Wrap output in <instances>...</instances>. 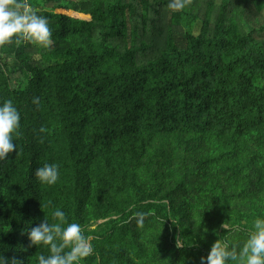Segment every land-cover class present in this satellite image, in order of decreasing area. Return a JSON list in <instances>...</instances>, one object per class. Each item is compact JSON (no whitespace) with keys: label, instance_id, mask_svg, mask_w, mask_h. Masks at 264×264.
<instances>
[{"label":"trees","instance_id":"obj_1","mask_svg":"<svg viewBox=\"0 0 264 264\" xmlns=\"http://www.w3.org/2000/svg\"><path fill=\"white\" fill-rule=\"evenodd\" d=\"M169 2L28 0L53 44L0 47L21 115L0 160L9 264L49 254L29 233L56 208L90 239L81 264H201L264 218V0Z\"/></svg>","mask_w":264,"mask_h":264},{"label":"clouds","instance_id":"obj_2","mask_svg":"<svg viewBox=\"0 0 264 264\" xmlns=\"http://www.w3.org/2000/svg\"><path fill=\"white\" fill-rule=\"evenodd\" d=\"M187 3L188 0H170L168 8L179 11ZM22 43L50 48L53 37L48 19L32 10L28 0H0V47ZM33 103L38 104L39 98H34ZM20 121V112L12 100L0 103V160H5L16 149L13 140L19 135ZM35 177L40 184L55 185L59 180V166L44 164L36 169ZM137 215L141 217L137 223L142 225L143 214ZM51 216L52 222L46 215L44 221L29 233L32 245L45 246L49 252L39 256L38 264H81L93 254L90 239L83 234L79 223H69L60 208H56ZM223 227L231 231L228 224ZM0 264H9V261L0 255ZM11 264L19 262L12 261ZM201 264H264V218L254 220L248 238L238 252L228 240L219 239L209 255L201 258Z\"/></svg>","mask_w":264,"mask_h":264},{"label":"water","instance_id":"obj_3","mask_svg":"<svg viewBox=\"0 0 264 264\" xmlns=\"http://www.w3.org/2000/svg\"><path fill=\"white\" fill-rule=\"evenodd\" d=\"M103 222H104V221H99V222H98V225H99V224H102ZM93 228L95 229L96 227H93Z\"/></svg>","mask_w":264,"mask_h":264},{"label":"rangeland","instance_id":"obj_4","mask_svg":"<svg viewBox=\"0 0 264 264\" xmlns=\"http://www.w3.org/2000/svg\"><path fill=\"white\" fill-rule=\"evenodd\" d=\"M72 15V14H71ZM74 16V15H73ZM81 19H88V18H86V17H81Z\"/></svg>","mask_w":264,"mask_h":264}]
</instances>
